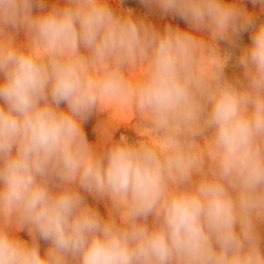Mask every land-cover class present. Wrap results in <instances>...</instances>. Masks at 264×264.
Masks as SVG:
<instances>
[{"label": "clouds", "instance_id": "obj_1", "mask_svg": "<svg viewBox=\"0 0 264 264\" xmlns=\"http://www.w3.org/2000/svg\"><path fill=\"white\" fill-rule=\"evenodd\" d=\"M142 2L210 39L108 0H0V264H264V22L227 0ZM248 29L233 83L217 42ZM109 102L146 121L144 140L89 144L83 123Z\"/></svg>", "mask_w": 264, "mask_h": 264}, {"label": "rangeland", "instance_id": "obj_2", "mask_svg": "<svg viewBox=\"0 0 264 264\" xmlns=\"http://www.w3.org/2000/svg\"><path fill=\"white\" fill-rule=\"evenodd\" d=\"M227 2L238 3L239 7L253 16L257 25L264 22V4L259 3V0L256 3H253V0H227ZM44 3L49 7L53 5L65 6V0H44ZM108 3L117 14L127 15L130 13L134 19L137 21L142 20L157 31L163 32L167 26H171L182 31H191L198 39L205 41L210 39V34L206 30L193 31L180 17L163 15L156 4L147 5L142 0H108ZM34 12L38 13V10L34 9ZM14 35L18 43L23 44L26 42L27 37L23 29L18 30ZM251 36L252 29H248L240 32L239 36L231 42L228 40L217 42L219 54L228 58L223 69L224 79L228 80L231 78L228 77V73L234 65L239 63V57L242 55L243 50L250 46ZM81 52L87 55L84 49H81ZM142 71L141 68H135L129 72V77L133 80L138 79ZM61 107L66 108V105L62 104ZM145 126L146 121L131 108H127L123 104L109 102L106 103L104 111L94 110L90 114L87 121L83 123V130L90 145L99 151H106L110 146V144L106 143L107 136H111L112 142H119L121 137H124L128 143L136 144L144 140V136L148 135L149 130L143 129ZM103 130L106 131L103 132ZM200 142L203 143V140L200 139ZM193 179H198V177H193ZM81 194L85 197L89 206L94 208L102 217L107 218L110 213H113V205L108 197H99L87 192H82ZM257 230L261 236V247H264V221L257 224ZM16 235L20 239L31 243V237L26 229L18 231ZM38 244L41 255H43L49 245L39 240ZM262 251H264L263 248Z\"/></svg>", "mask_w": 264, "mask_h": 264}, {"label": "bare ground", "instance_id": "obj_3", "mask_svg": "<svg viewBox=\"0 0 264 264\" xmlns=\"http://www.w3.org/2000/svg\"><path fill=\"white\" fill-rule=\"evenodd\" d=\"M228 77H233V79H231V78H229L228 79ZM228 77H227V79L228 80H230V82H233V80H234V83H236V82H239V83H242L243 84V80L245 79V77H244V69H243V67L238 63V64H236V65H234L233 67H232V69H231V71L228 73ZM245 81L246 80H244V84H245ZM106 130H103V132H105ZM263 249H264V247H262Z\"/></svg>", "mask_w": 264, "mask_h": 264}]
</instances>
